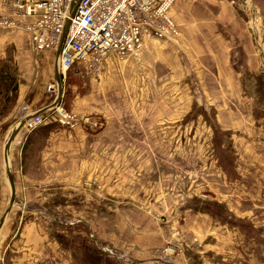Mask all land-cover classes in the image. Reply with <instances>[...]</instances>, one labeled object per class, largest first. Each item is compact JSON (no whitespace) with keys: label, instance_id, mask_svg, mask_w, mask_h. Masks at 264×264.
I'll return each mask as SVG.
<instances>
[{"label":"rangeland","instance_id":"obj_1","mask_svg":"<svg viewBox=\"0 0 264 264\" xmlns=\"http://www.w3.org/2000/svg\"><path fill=\"white\" fill-rule=\"evenodd\" d=\"M227 2L237 23L217 20L210 34L219 30L225 39L217 35L206 42L203 23H189L182 30L176 23L181 34L176 42H148L138 56L126 60L110 57L95 75L74 68L62 76L64 106L96 124L79 127L97 134L106 126L108 136L93 144L91 154L89 145L77 151L74 180L34 183L25 180L18 166V148L23 146L22 163L35 130L44 139L42 125L68 128L49 119L40 128L24 127L22 139L10 149L18 196L60 207L69 200L68 213L93 220L101 212L113 217L116 207L138 205L166 222L161 236L149 231L148 237H134L143 247L135 258L146 259L143 264H167L154 257L167 236L183 240L189 249L185 254L192 257L181 256L173 264H264V0ZM6 12L0 0V16ZM7 32L0 28V60L10 59L5 66L15 68L17 90L10 100L0 95V216L9 198L2 153L11 125L27 104L45 103L57 94V89H47L51 83L45 85L53 51H43V61L30 57L3 38ZM235 38L242 39L243 49L239 44L233 48ZM42 62L49 66L47 75L40 70ZM88 92L92 96L86 105L77 106ZM215 201L223 206L218 210L222 217L213 216L208 206ZM138 224L146 227L142 220ZM13 227L14 221L0 231V264H10L7 245L20 233ZM65 227L49 229L63 248L72 250L77 264L85 255L84 245L97 260L90 264H125L88 243L82 223ZM129 240L124 237L120 243ZM105 258L108 263L102 262ZM44 264H53L52 259Z\"/></svg>","mask_w":264,"mask_h":264},{"label":"crops","instance_id":"obj_2","mask_svg":"<svg viewBox=\"0 0 264 264\" xmlns=\"http://www.w3.org/2000/svg\"><path fill=\"white\" fill-rule=\"evenodd\" d=\"M227 1L228 0H175L171 9V16L180 26L181 30L183 27L188 26L189 23H192L193 25H199L198 22L203 23L208 30L206 37L203 36L204 39H207L205 40L206 42H209L211 38L214 39L217 35L219 38L225 39L226 37L219 30H216L215 32L213 31L214 33L212 35L210 34L212 27L215 28L214 22L216 23L217 20L221 22V19H223L229 21V23L232 21L235 24L237 23V14ZM230 2L234 4L233 0H230ZM216 12H218V17H216ZM222 15H224L223 18ZM180 35L181 34H179L178 38ZM246 35L253 50L251 38L248 34ZM2 36L3 38L7 37L6 39H9V43H13L15 46L17 45L16 47L19 50H23V54H27L30 57L35 55L37 59L40 58V60L43 61L45 56L44 52L34 51L30 47L28 37L25 34H20L16 38L11 36L10 33ZM240 40L242 39L235 38L233 41L234 49L235 44H239L240 49H243ZM167 43H163V45ZM146 51H148V47L144 48L140 55H143ZM151 53L152 51H150L149 54ZM253 58L255 59V64L258 68V61L255 56ZM253 64L254 61L251 58L250 65L254 66ZM54 65L55 54L53 53L51 72L46 79L45 85L48 83L55 84ZM106 65L109 67L113 66V64L110 63H107ZM48 67L49 66L46 63L42 62L40 70L46 71L47 75ZM53 96L45 103H40L35 106L27 104L26 109L23 110V113L19 118L48 106L53 102ZM91 96L92 93L88 92L81 96L82 98L76 101L75 104L79 107H84L86 105L85 103ZM16 122L17 121L11 126H14ZM23 131L21 129L15 137L12 149L13 147L15 148L20 142V139H22L24 135ZM33 134L35 136L31 137L32 143L26 146L25 152L27 154L24 156L23 162L21 163L22 155L20 153V149L22 150L21 147L23 146L18 148L17 159L18 166H21L24 177H26L25 180L37 183L74 180L73 176L76 177L77 173L75 170H72V168L76 167L77 151L82 149L87 150V145H89V153L91 154V148H94L93 144L103 143L101 141L108 136V131L106 126L97 134L89 132L84 127H76L72 129L56 128L50 131L47 138L44 139L39 136L36 130ZM13 155L15 154L13 153ZM89 160L92 162V156H89ZM51 166L56 169H52ZM15 176L14 169V177ZM65 202L67 204L63 207L56 204H41L40 202L29 200L23 195L19 197L16 188V206L12 209L6 220V226H3V231L8 226L10 229L14 221L13 232L20 231L19 236H12L10 244L7 245V247L10 246V264H16V262L44 264L50 259H52L53 264H77L78 261L73 257L72 250L63 248L60 242L51 236V231L49 229V226H52L55 229L61 228L64 230L66 227L63 224L68 222H78L77 224L82 223V225H85L89 232L88 236L90 239L88 240L87 236L88 243L98 242L102 244L101 251L107 248L106 251L111 252V254H105L106 256L125 264H143L147 263L146 259L142 258L136 260L135 258L136 255H140L143 247L138 242L134 241V237H148L149 231H151V234H158L161 236L166 227V222H160L152 214L147 213L144 209H140L138 205L135 204H129L126 209L116 207L113 217L107 213L101 212L97 219L95 218V220H93L84 215H73L68 213V211L72 209V203L69 200ZM117 215H119V217H117ZM139 220H142L148 229L143 225L138 224ZM73 228L74 225H70L67 229ZM124 237L130 238V240L128 242L120 243V240ZM6 251H8L7 248ZM102 262L108 263L106 258L102 260ZM152 262L155 261L153 260Z\"/></svg>","mask_w":264,"mask_h":264},{"label":"built area","instance_id":"obj_3","mask_svg":"<svg viewBox=\"0 0 264 264\" xmlns=\"http://www.w3.org/2000/svg\"><path fill=\"white\" fill-rule=\"evenodd\" d=\"M73 0H4L6 13L0 28L13 37L25 34L35 51L56 52ZM235 0H233L234 2ZM175 0H78L59 56L62 76L74 68L91 75L101 72L110 57L126 60L138 56L148 42H174L179 30L170 11ZM56 91L54 83L47 87ZM54 120L72 129L96 126L88 116L68 110L63 102L48 115L28 120L25 128H36ZM78 222H69L74 225ZM162 250L154 255L162 263L173 264L185 254L184 241L167 236Z\"/></svg>","mask_w":264,"mask_h":264},{"label":"water","instance_id":"obj_4","mask_svg":"<svg viewBox=\"0 0 264 264\" xmlns=\"http://www.w3.org/2000/svg\"><path fill=\"white\" fill-rule=\"evenodd\" d=\"M77 2H78V0H73L71 2V6L69 9V18L66 20V23H65L64 28H63V32H62L61 37H60L58 48L55 52L54 72H55V84H56V88H57V94H56L55 99L48 106H46L40 110H37L35 112L28 113V114L22 116L21 118H19V120L16 122V124L10 129V131L8 132V135L5 139V142L3 145L2 157H3V163H4L5 178H6L8 186H9L10 194H9L8 204L0 216V231L2 230L3 226L5 225V222L9 216V214L11 213L12 209L16 206V203H15L16 185H15L13 168H12L11 161H10L11 145H12L15 137L17 136L18 132L24 128V125L28 120H30L33 117L43 115V114L53 110L55 107H57L61 103V100L63 97V84H62L63 79H62L60 69H59V56H60L61 50L63 48L65 36L67 34V31H68V27L70 24V18L73 16V14L75 12Z\"/></svg>","mask_w":264,"mask_h":264},{"label":"trees","instance_id":"obj_5","mask_svg":"<svg viewBox=\"0 0 264 264\" xmlns=\"http://www.w3.org/2000/svg\"><path fill=\"white\" fill-rule=\"evenodd\" d=\"M9 62L10 59L6 58L3 60H0V95H2V97H4L6 100H10L12 98L15 97L14 93H16L17 90V80H16V71L15 68L12 66L6 67L5 63ZM12 93V95H9V93ZM63 100V99H62ZM40 128V127H38ZM53 125L52 124H47V125H42V127L40 128L43 129V132L45 135H42L44 138H47L48 134L50 131H52ZM208 206H211L212 208L210 210H212V215L216 216L219 215L218 210H220L223 206L221 203L218 202H210L208 204ZM215 209V210H214ZM209 212V210H206ZM220 216V215H219ZM222 217V215L220 216ZM61 237H59V241ZM93 244L95 245L96 249L99 248V246L102 247V244L98 243V242H93ZM94 248V247H93ZM83 250L85 255H82L81 257V263L84 262L86 264H90L91 262H97L95 257H90L89 253L90 252V247L84 245L83 246Z\"/></svg>","mask_w":264,"mask_h":264},{"label":"bare ground","instance_id":"obj_6","mask_svg":"<svg viewBox=\"0 0 264 264\" xmlns=\"http://www.w3.org/2000/svg\"><path fill=\"white\" fill-rule=\"evenodd\" d=\"M248 2V1H247ZM251 5V4H250ZM170 14H171V11H170ZM255 19V18H254ZM175 40V39H174ZM139 54V53H138Z\"/></svg>","mask_w":264,"mask_h":264}]
</instances>
